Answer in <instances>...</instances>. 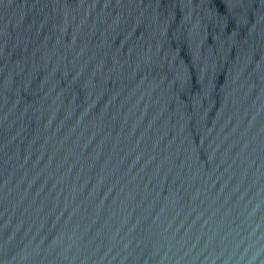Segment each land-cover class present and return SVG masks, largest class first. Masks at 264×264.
I'll return each mask as SVG.
<instances>
[{
	"label": "water",
	"instance_id": "water-1",
	"mask_svg": "<svg viewBox=\"0 0 264 264\" xmlns=\"http://www.w3.org/2000/svg\"><path fill=\"white\" fill-rule=\"evenodd\" d=\"M0 264H264V0H0Z\"/></svg>",
	"mask_w": 264,
	"mask_h": 264
}]
</instances>
